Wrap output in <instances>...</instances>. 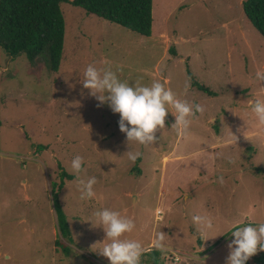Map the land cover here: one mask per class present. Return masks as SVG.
I'll use <instances>...</instances> for the list:
<instances>
[{
  "label": "rangeland",
  "instance_id": "374dc122",
  "mask_svg": "<svg viewBox=\"0 0 264 264\" xmlns=\"http://www.w3.org/2000/svg\"><path fill=\"white\" fill-rule=\"evenodd\" d=\"M243 1L152 0L150 36L62 3L56 71L0 47V264H110L99 254L103 226H93L94 212L104 208L135 222L123 238L143 244L141 264H152L160 231L181 264H198L193 256L226 264L232 231L264 223V125L249 105L264 101V81L256 78L264 73V37L247 20ZM90 64L130 86L166 81L179 99L205 111L181 136L170 110L156 143L129 145L120 115L108 104L97 107L83 88ZM130 148L139 160L128 158ZM77 155L86 171L73 174ZM90 177L97 179L96 196L81 200L79 179ZM62 180L56 192L70 236L61 234L51 194V183ZM194 215L213 219L208 240ZM248 261L256 264L254 256ZM159 262L175 258L159 252Z\"/></svg>",
  "mask_w": 264,
  "mask_h": 264
},
{
  "label": "clouds",
  "instance_id": "9594fccd",
  "mask_svg": "<svg viewBox=\"0 0 264 264\" xmlns=\"http://www.w3.org/2000/svg\"><path fill=\"white\" fill-rule=\"evenodd\" d=\"M117 67L122 71L120 66ZM256 78L264 81V73L258 71ZM82 83L84 89L90 90L89 95L98 101L97 107L108 104L113 113L120 115L119 130L126 135V143L129 145L131 142L144 146L156 143V132L165 128L166 117L170 110L175 116L172 128L176 129L177 134L181 136L187 134L196 113L203 114L205 111L201 104L179 99L176 93L166 87V81H153L150 86H142L138 80L135 86H130L127 81L122 82L115 72L111 70L101 72L92 64L85 69ZM249 105L258 123L264 125V101H250ZM238 131L246 140L249 139L243 127ZM125 154L132 161L141 155L140 152L133 151L131 148ZM230 162L234 163V161ZM83 164V157L75 156L71 162V172L79 174L86 171ZM219 182L224 183L223 176L219 177ZM96 184V177H90L87 180L79 179L80 199L95 198L94 185ZM94 216L97 222L93 226L102 225L106 234L99 254L107 258L110 264H141V258L146 252L143 244L138 240L123 238L126 233H131L135 229V222L127 216H122L120 212L108 208L95 211ZM192 221L201 226V238L208 240L207 233L214 229L213 219L208 216L194 215ZM232 235L234 239L227 245L230 252L226 258V264H247L249 259L264 251V223H260L258 227L252 226L251 223L237 227L232 231ZM165 240L166 234L160 231L152 241L151 247L161 253L171 252L175 258V264H181L180 254L166 245ZM192 259L198 264H205L207 258L193 256Z\"/></svg>",
  "mask_w": 264,
  "mask_h": 264
},
{
  "label": "trees",
  "instance_id": "16d2710c",
  "mask_svg": "<svg viewBox=\"0 0 264 264\" xmlns=\"http://www.w3.org/2000/svg\"><path fill=\"white\" fill-rule=\"evenodd\" d=\"M62 3L80 7L88 14L117 23L142 36L152 33V0H0V47L11 56L24 53L33 66L41 63L56 71L63 54L65 32ZM242 9L249 23L264 37V0H244ZM195 85L208 91L198 83ZM262 169L256 170L262 172ZM61 177L73 178L65 171L61 172ZM63 184V180L58 185L51 183V194L61 234L70 236L56 192ZM149 255L152 264H160L159 251H150ZM254 262L264 264V251L254 256Z\"/></svg>",
  "mask_w": 264,
  "mask_h": 264
},
{
  "label": "built area",
  "instance_id": "2783aa9c",
  "mask_svg": "<svg viewBox=\"0 0 264 264\" xmlns=\"http://www.w3.org/2000/svg\"><path fill=\"white\" fill-rule=\"evenodd\" d=\"M161 211H157V213L159 214Z\"/></svg>",
  "mask_w": 264,
  "mask_h": 264
},
{
  "label": "crops",
  "instance_id": "0c3cea01",
  "mask_svg": "<svg viewBox=\"0 0 264 264\" xmlns=\"http://www.w3.org/2000/svg\"><path fill=\"white\" fill-rule=\"evenodd\" d=\"M157 211H160V210H157ZM157 211H156V212H157Z\"/></svg>",
  "mask_w": 264,
  "mask_h": 264
}]
</instances>
